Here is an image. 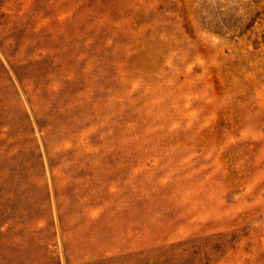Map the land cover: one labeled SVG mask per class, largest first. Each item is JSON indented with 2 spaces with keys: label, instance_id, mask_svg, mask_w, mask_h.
<instances>
[{
  "label": "rangeland",
  "instance_id": "rangeland-1",
  "mask_svg": "<svg viewBox=\"0 0 264 264\" xmlns=\"http://www.w3.org/2000/svg\"><path fill=\"white\" fill-rule=\"evenodd\" d=\"M0 264H264V0H0Z\"/></svg>",
  "mask_w": 264,
  "mask_h": 264
}]
</instances>
